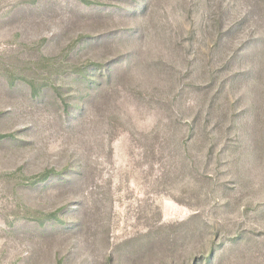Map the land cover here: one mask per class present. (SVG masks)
<instances>
[{"label": "rangeland", "instance_id": "374dc122", "mask_svg": "<svg viewBox=\"0 0 264 264\" xmlns=\"http://www.w3.org/2000/svg\"><path fill=\"white\" fill-rule=\"evenodd\" d=\"M0 264H264V0H0Z\"/></svg>", "mask_w": 264, "mask_h": 264}]
</instances>
